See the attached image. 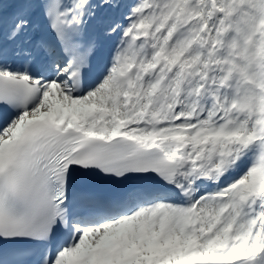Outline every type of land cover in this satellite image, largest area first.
<instances>
[{"label":"snow or ice","instance_id":"snow-or-ice-1","mask_svg":"<svg viewBox=\"0 0 264 264\" xmlns=\"http://www.w3.org/2000/svg\"><path fill=\"white\" fill-rule=\"evenodd\" d=\"M0 264H264V0H0Z\"/></svg>","mask_w":264,"mask_h":264}]
</instances>
